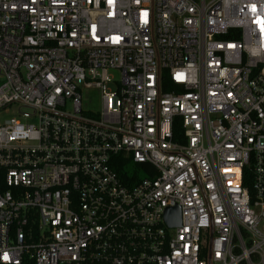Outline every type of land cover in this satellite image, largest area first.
<instances>
[{
    "label": "built area",
    "instance_id": "1",
    "mask_svg": "<svg viewBox=\"0 0 264 264\" xmlns=\"http://www.w3.org/2000/svg\"><path fill=\"white\" fill-rule=\"evenodd\" d=\"M11 111L0 264H264V0H0Z\"/></svg>",
    "mask_w": 264,
    "mask_h": 264
},
{
    "label": "trees",
    "instance_id": "2",
    "mask_svg": "<svg viewBox=\"0 0 264 264\" xmlns=\"http://www.w3.org/2000/svg\"><path fill=\"white\" fill-rule=\"evenodd\" d=\"M166 85L170 87L168 78H166ZM166 89H168V91L170 90V88L167 87ZM113 166L116 169V172L119 174L120 178L125 183H127L128 186L136 184L146 176H154L147 165L137 164L132 160V158L125 157L122 154L114 158Z\"/></svg>",
    "mask_w": 264,
    "mask_h": 264
},
{
    "label": "rangeland",
    "instance_id": "3",
    "mask_svg": "<svg viewBox=\"0 0 264 264\" xmlns=\"http://www.w3.org/2000/svg\"><path fill=\"white\" fill-rule=\"evenodd\" d=\"M114 76L118 79L120 77L118 72H114ZM83 97V108L89 111L98 112L102 108L101 104V94L97 89H85L82 90ZM14 112L0 114V124H3L5 121L10 120L14 117Z\"/></svg>",
    "mask_w": 264,
    "mask_h": 264
},
{
    "label": "water",
    "instance_id": "4",
    "mask_svg": "<svg viewBox=\"0 0 264 264\" xmlns=\"http://www.w3.org/2000/svg\"><path fill=\"white\" fill-rule=\"evenodd\" d=\"M165 217H166L168 224L172 228L181 226V211L179 208L168 209L166 211Z\"/></svg>",
    "mask_w": 264,
    "mask_h": 264
}]
</instances>
